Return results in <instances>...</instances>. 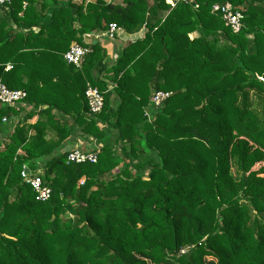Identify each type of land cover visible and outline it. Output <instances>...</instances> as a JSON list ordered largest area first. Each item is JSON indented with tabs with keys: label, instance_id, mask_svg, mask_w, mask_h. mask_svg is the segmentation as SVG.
Here are the masks:
<instances>
[{
	"label": "trees",
	"instance_id": "obj_1",
	"mask_svg": "<svg viewBox=\"0 0 264 264\" xmlns=\"http://www.w3.org/2000/svg\"><path fill=\"white\" fill-rule=\"evenodd\" d=\"M196 3L0 5V78L27 93L0 105V264H264V0ZM227 3L239 33L212 10ZM110 24L144 34L108 67L84 37ZM76 44L92 49L81 69L64 58ZM88 84L104 96L98 115ZM159 91L172 95L155 107ZM72 124L99 144L96 164L59 154Z\"/></svg>",
	"mask_w": 264,
	"mask_h": 264
},
{
	"label": "built area",
	"instance_id": "obj_2",
	"mask_svg": "<svg viewBox=\"0 0 264 264\" xmlns=\"http://www.w3.org/2000/svg\"><path fill=\"white\" fill-rule=\"evenodd\" d=\"M12 1L13 0H0V5L10 4ZM167 4L169 5L170 10L175 9L179 4L191 5L195 9H198L199 7L196 3V0H167ZM212 10L214 13H219L222 15L225 25L229 27L233 33H239L242 30V21L244 19V15L242 14L241 10L236 9L229 3L224 5L216 4ZM119 30L120 28L116 24H110L104 36L109 39H115ZM91 52V47L76 44L65 53L64 58L68 64L75 66L77 69H81L85 62V58ZM11 68L12 66L9 64L6 70L8 71ZM171 95V92H156L154 93L151 102L155 107H160L171 97ZM26 97L27 93L25 91L9 89L0 78V105L16 106L22 103ZM85 98L88 104L89 113L91 115H98L103 111L105 103L104 96L98 90V88L88 84L85 92ZM7 121V118L3 119L4 123ZM99 154L100 147L97 144L87 150L76 148L69 151L67 155V162L74 164H96L98 162ZM22 177L32 186L38 201L45 202L51 198L52 191L44 182L41 174L32 175V173L30 174L29 172L24 171L22 173Z\"/></svg>",
	"mask_w": 264,
	"mask_h": 264
},
{
	"label": "crops",
	"instance_id": "obj_3",
	"mask_svg": "<svg viewBox=\"0 0 264 264\" xmlns=\"http://www.w3.org/2000/svg\"><path fill=\"white\" fill-rule=\"evenodd\" d=\"M62 1H71V0H62ZM75 2L74 0H72ZM106 32V31H105ZM105 32H93L90 34L85 35L84 41L88 44H98L100 45L107 53V57L104 60V63L109 67L112 64H114L121 53V50L126 47L128 44L135 42L136 40L140 39L144 31H141L137 34H129L123 29H120L118 33L116 34L115 39H109L106 36H104ZM105 73H98L97 71L94 72V76L96 79H100L108 84V88H113V84L108 80L107 76H105ZM55 83V82H54ZM65 98V102L59 97V95L54 94L51 92V95L48 97L51 103H56L62 106L63 110H71L72 106L68 104V94L63 95ZM57 109L54 110L56 115L63 118V115L60 111L64 112L61 107H56ZM59 108V109H58ZM67 118V117H66ZM38 118H35V120ZM18 119L14 120V123L9 127V135H11L14 132V127L17 124ZM12 123V121H11ZM72 133L71 137L61 146V148L58 150L59 154H62L64 152H69L73 149L80 148L83 150H87L99 144L91 137H86L85 135H82L79 133L78 126L75 124H72ZM8 135V136H9ZM50 137H48L49 139Z\"/></svg>",
	"mask_w": 264,
	"mask_h": 264
},
{
	"label": "rangeland",
	"instance_id": "obj_4",
	"mask_svg": "<svg viewBox=\"0 0 264 264\" xmlns=\"http://www.w3.org/2000/svg\"><path fill=\"white\" fill-rule=\"evenodd\" d=\"M76 4H83L86 5L89 2H95L96 0H74ZM107 3H114V4H122L124 0H104ZM147 174V172H146Z\"/></svg>",
	"mask_w": 264,
	"mask_h": 264
},
{
	"label": "water",
	"instance_id": "obj_5",
	"mask_svg": "<svg viewBox=\"0 0 264 264\" xmlns=\"http://www.w3.org/2000/svg\"><path fill=\"white\" fill-rule=\"evenodd\" d=\"M28 172V170H26Z\"/></svg>",
	"mask_w": 264,
	"mask_h": 264
}]
</instances>
